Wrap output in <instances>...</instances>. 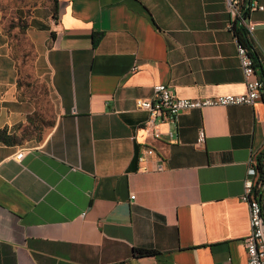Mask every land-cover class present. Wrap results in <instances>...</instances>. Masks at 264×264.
I'll return each mask as SVG.
<instances>
[{"label": "crops", "instance_id": "0c3cea01", "mask_svg": "<svg viewBox=\"0 0 264 264\" xmlns=\"http://www.w3.org/2000/svg\"><path fill=\"white\" fill-rule=\"evenodd\" d=\"M255 2L262 9L246 17L258 98L182 110L155 124V138L134 106L153 85L183 98L244 92L224 0H54L31 13L24 34L53 118L38 140L0 144V264H245L242 181L264 149ZM16 78L0 28L6 130L33 110Z\"/></svg>", "mask_w": 264, "mask_h": 264}, {"label": "built area", "instance_id": "2783aa9c", "mask_svg": "<svg viewBox=\"0 0 264 264\" xmlns=\"http://www.w3.org/2000/svg\"><path fill=\"white\" fill-rule=\"evenodd\" d=\"M225 9L228 14V28H238L240 24L243 36L252 39L253 24L246 17V12L252 9L261 10L255 0H224ZM239 29V28H238ZM233 34L235 44V55L242 75L245 90L238 94H222L210 97L183 98L176 96L165 84L152 86L153 95L150 99H136L134 106L137 109L148 112V120L143 128L148 129L153 138L158 136L155 124L164 120L174 121L182 110L200 109L204 107L228 106V105H251L263 90V82L254 73V63L251 55V45L245 44L242 36ZM264 56V52H263ZM131 69H134L132 67ZM203 131L199 130L196 138L197 143L203 141ZM150 153V150H146ZM20 151L14 154L18 159ZM257 177L255 169V154H252L247 162V175L242 181V192L240 199L247 205L248 233L243 239L245 252V264H264V223L260 215V206L253 195V186ZM130 199L133 195L129 196Z\"/></svg>", "mask_w": 264, "mask_h": 264}, {"label": "rangeland", "instance_id": "374dc122", "mask_svg": "<svg viewBox=\"0 0 264 264\" xmlns=\"http://www.w3.org/2000/svg\"><path fill=\"white\" fill-rule=\"evenodd\" d=\"M51 6V0H0V28L11 22H16L19 18L27 24V20L34 10H46L51 8ZM9 35H12V38H9ZM6 38L11 45L15 44L16 55H21L18 76L19 78L21 77L20 81L26 82L27 85L24 86L21 82L20 92L21 94L23 93L22 96L25 94L28 100L33 103V109L37 115L36 128L29 135L24 134L22 126H18L14 130L16 136L14 145H23L36 140V137L40 138L45 133L51 124L53 111L43 82L39 81L33 74V50L21 39L16 27L10 28ZM22 124L24 122L20 125Z\"/></svg>", "mask_w": 264, "mask_h": 264}, {"label": "trees", "instance_id": "16d2710c", "mask_svg": "<svg viewBox=\"0 0 264 264\" xmlns=\"http://www.w3.org/2000/svg\"><path fill=\"white\" fill-rule=\"evenodd\" d=\"M52 4L54 3V0H51ZM19 18V17H18ZM21 18H19L16 22H11L10 24H7L6 26H1V30L3 31V33L5 34V36L7 35V32L10 30V28H14L16 27V30L19 32L21 39H23L25 41V43L27 44V46L29 48H31L32 50V46L31 44L28 42L27 38L25 37V28H26V23L25 21H21ZM19 21V22H18ZM238 28H233L232 31L234 34H237L238 36H242V38H244L243 33L238 32L237 30ZM12 38V35H9V38ZM92 42L95 43L97 40V36H93L92 37ZM245 39V38H244ZM245 44L249 45V42L247 41V39L244 40ZM8 46H9V50H10V55L11 58H13V60L15 61V69H16V81H15V85L16 87H20L21 82L19 78V63H20V56H17L14 50L15 44H12L7 42ZM22 84L25 86L27 85L26 82H22ZM21 94V92H20ZM23 94V93H22ZM21 94V95H22ZM25 98L28 99V97L24 94ZM37 119V115L36 112L34 111V109L25 116L24 119V124L20 125L21 123H17L15 126H13L12 130H6V128L2 127L0 128V144L3 145H14L16 143V136L14 134V130L18 127V126H22L24 134H30L31 131L33 129L36 128V121ZM50 126V125H49ZM27 129V130H26ZM39 138L36 137V140H38ZM255 169L257 172V177L255 180V184L253 186V195L254 198L257 200V202L259 203L260 206V215L262 216L263 219V223H264V149L257 152L255 154ZM138 252H143V253H148L149 250H144V249H137Z\"/></svg>", "mask_w": 264, "mask_h": 264}, {"label": "water", "instance_id": "95a60500", "mask_svg": "<svg viewBox=\"0 0 264 264\" xmlns=\"http://www.w3.org/2000/svg\"><path fill=\"white\" fill-rule=\"evenodd\" d=\"M239 30L243 33L242 27L240 26V24H237Z\"/></svg>", "mask_w": 264, "mask_h": 264}]
</instances>
